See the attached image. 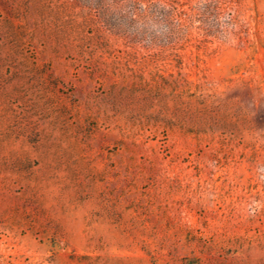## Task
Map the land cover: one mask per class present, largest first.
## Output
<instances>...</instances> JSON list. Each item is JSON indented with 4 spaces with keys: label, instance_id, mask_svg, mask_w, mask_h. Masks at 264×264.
Listing matches in <instances>:
<instances>
[{
    "label": "rangeland",
    "instance_id": "374dc122",
    "mask_svg": "<svg viewBox=\"0 0 264 264\" xmlns=\"http://www.w3.org/2000/svg\"><path fill=\"white\" fill-rule=\"evenodd\" d=\"M92 1L0 0V264H264V0L180 70Z\"/></svg>",
    "mask_w": 264,
    "mask_h": 264
},
{
    "label": "trees",
    "instance_id": "16d2710c",
    "mask_svg": "<svg viewBox=\"0 0 264 264\" xmlns=\"http://www.w3.org/2000/svg\"><path fill=\"white\" fill-rule=\"evenodd\" d=\"M90 8L95 14L91 20L94 38L100 45L106 46L101 38L105 31L125 46L153 49L152 54L141 56L145 64L167 62L179 70L181 52L191 46L199 49L211 43L209 38L225 41L228 34L220 21L225 18L227 25L235 22L232 0H93ZM126 55L137 59L136 52ZM159 77L167 84L164 75ZM177 82L173 79V91ZM188 84L189 91L192 82Z\"/></svg>",
    "mask_w": 264,
    "mask_h": 264
}]
</instances>
